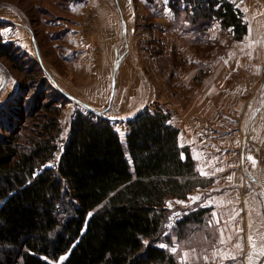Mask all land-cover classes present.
<instances>
[{
    "label": "trees",
    "instance_id": "1",
    "mask_svg": "<svg viewBox=\"0 0 264 264\" xmlns=\"http://www.w3.org/2000/svg\"><path fill=\"white\" fill-rule=\"evenodd\" d=\"M170 5L193 24L219 22L236 41L248 34L234 0ZM3 27L0 21V58L24 80L0 105V264H182L159 247L167 202L187 200L212 181L182 146L173 114L162 107L139 112L124 143L112 120L77 109L62 142L68 96L38 59L4 39ZM212 219L213 208L185 213L175 227L178 242L210 235Z\"/></svg>",
    "mask_w": 264,
    "mask_h": 264
},
{
    "label": "crops",
    "instance_id": "2",
    "mask_svg": "<svg viewBox=\"0 0 264 264\" xmlns=\"http://www.w3.org/2000/svg\"><path fill=\"white\" fill-rule=\"evenodd\" d=\"M64 1H67L66 6L57 1L58 11L55 12L51 6L44 5L66 23L65 27L61 28L62 38L65 39L60 41H68L59 42L57 47L64 55L63 62L74 65L68 66L71 72L69 76L61 77V80L46 66L32 27L22 22L18 15L8 18L0 16V20L7 23L8 30L15 29V33L18 28L32 33L36 58L48 72L49 78L62 92L65 91L77 108L79 105L85 106L84 111L106 116L114 122L116 120L107 114L108 110L120 97L122 85L134 84V88L124 93L125 101L128 104L133 101L136 106L135 110L129 107L130 111H125L122 115L126 118L122 121L127 126L125 140L122 138L124 142L129 132L128 121L135 118L139 112L154 110L157 107L171 112L173 124L181 129L182 146L191 149L198 171L200 174L201 171L207 173L201 175L212 181L211 185L199 188L189 195V204L182 213L199 207L213 208L212 224L218 228L220 234L216 242L219 246L213 257L207 256L205 259L206 255L190 252L187 257H183V261L187 259L188 264H248L245 257L253 249L247 237L252 236L258 247L264 244L262 78H236L234 84L237 87L231 88L228 77H205L201 81L195 76H179L174 78V84L168 91H159L157 82L154 81L158 72L159 56L156 54L157 56L153 57L142 49V36L136 29L140 19L136 6H141L142 0ZM235 2L245 14L249 31L244 40L234 44L232 51L238 55L236 59L241 62L239 67L250 68L251 59L247 53L259 51V46L264 47V5L262 0ZM215 25L220 23L216 22ZM219 27L221 28V25ZM172 32L180 34L183 43L193 36L190 32L182 34V29H174ZM157 34L155 36L159 38L155 39L156 42L165 40V36ZM259 38L262 39L261 43L258 42ZM183 43L179 45V51L188 53L193 59L200 57L195 56L197 44ZM120 44L124 46L122 52L118 48ZM10 78L4 77L0 92L5 91ZM75 84L87 85L82 90L83 96L79 97L71 90L70 87ZM17 89L15 88L16 91ZM103 102L107 103L109 109L104 110ZM76 110L70 114L72 118L69 124L72 123ZM248 157L255 160V166ZM195 196L200 199L193 203L189 198ZM228 237L232 239L229 240ZM205 239L208 242L209 238ZM221 239L225 242L221 243ZM237 243L242 245V250L235 247ZM222 254L234 255L236 259H222Z\"/></svg>",
    "mask_w": 264,
    "mask_h": 264
},
{
    "label": "rangeland",
    "instance_id": "3",
    "mask_svg": "<svg viewBox=\"0 0 264 264\" xmlns=\"http://www.w3.org/2000/svg\"><path fill=\"white\" fill-rule=\"evenodd\" d=\"M57 1H59L62 6H66L65 3H67V1L64 0H0V16L8 18L16 17L18 15L17 17H19L22 22L33 28L36 40L39 42L42 54L44 55L43 59L45 60L46 66L49 71L56 74L58 79L61 80L63 79L61 77H65V75L69 76L71 70H68V66L73 67L74 63L69 65L65 64L63 62L64 55H62L61 49L57 47L59 42L66 41L67 43L68 41L67 39L60 41L65 39V37L62 38L61 28L65 27L66 23H63V21L56 17L57 15H55V13L48 12L44 7V5L47 4L49 7L51 6L54 12L58 11ZM170 3L171 0H169L168 5H164L162 0H142V5L140 6L137 4L136 6L140 13V19L137 22L138 25H136V29L138 34H141L142 36L141 47L144 51L146 50L148 53H151L152 56H159V62L157 65L158 72L156 77H154V81L157 82L159 91L163 89H167L168 91V88L172 87L174 84V78L179 76H195V78L200 79L201 81L205 77H228L230 78L229 84L231 88L232 86L237 87V85L234 84L236 78L240 79V77L242 78L243 76L255 77V79L262 78L261 81H264L263 46H259V51L247 53L249 59H251L250 68L239 67L238 65L241 66V62L239 59H236L238 55L232 51V47L235 46L234 44H237V41L233 39V35L230 31L224 32L219 27L220 25H215L216 22L206 26L200 25L199 23L193 24L186 19L185 13L176 15L177 13L174 12ZM262 4L264 5V0H262ZM168 8L171 9V15L164 14ZM157 23L159 25H157ZM3 24L4 27L1 29V33L4 39L7 42H14L22 51L24 50V52L28 54L30 59H37L33 46L34 37L32 33H29L26 29L24 30L22 28H18L15 33V29H7V23L3 21ZM174 29H182V34L190 32L193 36L187 38L183 43V39H180V34L176 35L172 32ZM155 34H157V36H165V40L163 41L160 39L159 42H156L155 39H158L159 37H156ZM170 35H172V37H170ZM151 38L153 39L152 41ZM261 41L262 39L259 38L258 42L261 43ZM152 43H156L157 45ZM181 43L184 45L190 43L194 45L197 44L196 49L198 53L195 52V56L199 55L200 57L198 59H193L192 57H189L188 53L181 52V50L179 51L178 47ZM118 48L122 52L124 46L120 44ZM108 71L110 72V70ZM5 76L11 78L5 91L2 90V92H0V105L16 94L24 80V74L22 72L18 69H14L13 64L8 60L0 58V88L1 82ZM72 80L74 79L72 78ZM133 85L134 84L126 86L122 85L123 89L120 97L116 99L107 113L113 120H116L113 123L116 129L120 133H123V140H125L127 126L125 125V122L122 121L126 120L122 115L125 111H130L129 107L132 108V110L136 109L133 101H131L130 104L125 101L126 95L124 93L127 90L130 91L131 88H134ZM85 87H87L85 84H75L70 88H72L71 90L73 92H76L75 94L77 96L81 97L84 95L82 90H84ZM15 88H18L17 91ZM73 92L70 91V93ZM79 106L80 107L77 108V106L73 104V101L68 99L64 107L62 114V142H65L68 139L70 133L71 124L69 123L72 118L70 114L75 111V109H86L85 106ZM103 106H105L104 110L109 109L106 102ZM60 158L61 153L58 154L55 160L50 164H57L60 161ZM262 162L264 163V158ZM177 201H182L183 203H176ZM168 202H172L171 207H169ZM168 202L167 207L170 210V213L164 225L163 233L160 236L159 244H166L169 247H175L177 251L174 253L178 255L182 264L184 253L192 252L203 256L206 255V257H213L219 246L216 244L220 237L218 228L214 226L215 228L211 230L210 235L202 234L201 236L186 240L184 243H179L175 235V227L179 219L184 216L182 213L183 209L189 204V202L188 199L182 200L177 197H171ZM175 213H179V216H175ZM169 224L172 225L171 228L167 227ZM164 233L168 234L165 235ZM205 238H209L208 242ZM166 242H169V244Z\"/></svg>",
    "mask_w": 264,
    "mask_h": 264
},
{
    "label": "snow or ice",
    "instance_id": "4",
    "mask_svg": "<svg viewBox=\"0 0 264 264\" xmlns=\"http://www.w3.org/2000/svg\"><path fill=\"white\" fill-rule=\"evenodd\" d=\"M240 2L243 3V0H240ZM162 3H163L164 5H168L169 0H162ZM237 7H239V5H237ZM164 14H165V15H171V9L168 8V9L165 11ZM229 31H231V29H229ZM0 38H2V37H0ZM120 135L123 136V133H120ZM182 158H183V157H182ZM248 159L251 160L252 163H253V166H255V163H256L255 160H254L252 157H248ZM52 166H54V165H52V164L47 165V167H52ZM201 174H202V175H207V173H205V172H203V171H201ZM229 179H231V177H229ZM189 199H190L193 203H195L196 201H198V200L200 199V197H199V196H195V197H190ZM176 203H183V202H182V201H177ZM168 204H169V207L172 206V202H168ZM91 215H92V213H89V216H91ZM174 215L178 217V216H179V213H175ZM170 219H171V218H170ZM217 223H218V221H217ZM167 227H168V228H171L172 225L169 224V225H167ZM164 234L167 235L168 233H164ZM221 236H223V233H221ZM228 239L231 240L232 238H231V237H228ZM247 239H248V242H249L251 248L253 249V251H252L251 253H249V255H248L247 257H245V259L248 261V264H262V260H264V244H261V245L258 247L257 244H256L255 241H254V238H253L252 236H248ZM220 242H221V243H224L225 241H224L223 239H221ZM144 243L147 244L148 242L145 241ZM159 247H162V248H166V247H167V248H169V250L172 251V252H176V251H177V249H176L175 247H169V246L166 245V244H160ZM235 247H236L237 249L242 250V245H241L240 243H237V244L235 245ZM193 251H194V250H193ZM188 255H189V253H184V256H185V257H187ZM221 258H222V259H233V260L236 259V257H235L234 255H233V256H227V255H224V254L221 255ZM60 259H61V262H62V261L65 259V257H61ZM205 259H207V257H205ZM183 264H188V260L185 259V260L183 261Z\"/></svg>",
    "mask_w": 264,
    "mask_h": 264
},
{
    "label": "water",
    "instance_id": "5",
    "mask_svg": "<svg viewBox=\"0 0 264 264\" xmlns=\"http://www.w3.org/2000/svg\"><path fill=\"white\" fill-rule=\"evenodd\" d=\"M47 72V71H46ZM47 74H48V72H47Z\"/></svg>",
    "mask_w": 264,
    "mask_h": 264
}]
</instances>
